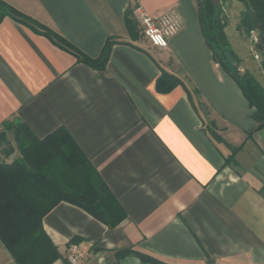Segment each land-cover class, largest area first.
Returning <instances> with one entry per match:
<instances>
[{"label": "crops", "instance_id": "obj_1", "mask_svg": "<svg viewBox=\"0 0 264 264\" xmlns=\"http://www.w3.org/2000/svg\"><path fill=\"white\" fill-rule=\"evenodd\" d=\"M4 1L91 57L118 39L97 69L11 16L0 21L5 141L15 144L6 120L39 137L66 127L127 211L109 228L59 203L44 219L62 254L52 264H69L74 236L87 249L81 264H152L120 255L130 247L170 264H264V129L251 133L254 109L213 60L196 0ZM137 5L179 12L184 25L168 48L130 35L125 13ZM164 71L182 83L161 85ZM0 264H17L1 239Z\"/></svg>", "mask_w": 264, "mask_h": 264}, {"label": "trees", "instance_id": "obj_2", "mask_svg": "<svg viewBox=\"0 0 264 264\" xmlns=\"http://www.w3.org/2000/svg\"><path fill=\"white\" fill-rule=\"evenodd\" d=\"M239 1L244 8L238 28L244 34L257 32L254 47L262 56L260 65L264 70V0ZM196 2L201 31L213 60L237 82L249 106L254 109L251 117L256 126L251 133L263 130L264 84L243 67L242 59L235 52L226 32L228 19L222 3L215 0ZM5 16L35 29L57 46L76 55L79 61L97 69L106 67L112 47L118 41L109 37L100 55L91 57L59 33L0 0V21ZM125 23L133 38L143 33L134 15V7L126 11ZM166 82L169 83L167 88L182 83L177 76L164 71L160 83ZM3 126L14 130L15 145L11 144L9 151L3 149L0 153V239L17 264H52L62 256L44 225L46 215L61 202L78 206L109 228L127 217L124 206L66 127H58L39 137L26 123L17 119L6 120ZM5 138L6 132H0V142ZM16 149L20 156L8 160L7 157ZM232 149L235 151V147ZM233 158L234 152L229 159ZM81 241V237L74 236L68 241V248ZM119 253L122 256L135 254L143 261L155 264H169L131 247ZM65 259L68 261L67 256Z\"/></svg>", "mask_w": 264, "mask_h": 264}, {"label": "built area", "instance_id": "obj_3", "mask_svg": "<svg viewBox=\"0 0 264 264\" xmlns=\"http://www.w3.org/2000/svg\"><path fill=\"white\" fill-rule=\"evenodd\" d=\"M134 15L147 39L161 49L169 47V39L177 34L184 25L183 19L176 9L153 14L137 5L134 7ZM86 258L87 249L84 245L73 244L69 247L67 259L70 264H81Z\"/></svg>", "mask_w": 264, "mask_h": 264}, {"label": "rangeland", "instance_id": "obj_4", "mask_svg": "<svg viewBox=\"0 0 264 264\" xmlns=\"http://www.w3.org/2000/svg\"><path fill=\"white\" fill-rule=\"evenodd\" d=\"M222 3L224 13L227 16L228 24L226 30L233 35L230 38V42L233 48L244 58L245 64H248L249 70L264 84V70L261 68L260 62L262 59L261 54L256 51L254 47L257 32L253 31L250 34H244L241 30H238V23L240 21V13L244 8L243 3L239 0H218ZM244 35V36H242ZM229 37V36H228ZM243 39L244 41H240ZM15 145V144H12ZM11 148V143L5 140L0 142V153L3 149L9 151ZM11 155V154H10ZM10 155L7 157L11 160ZM5 157V156H4ZM136 256L135 254H131ZM126 256V255H123ZM155 264L150 261H145ZM170 264V263H169ZM172 264V263H171Z\"/></svg>", "mask_w": 264, "mask_h": 264}, {"label": "water", "instance_id": "obj_5", "mask_svg": "<svg viewBox=\"0 0 264 264\" xmlns=\"http://www.w3.org/2000/svg\"><path fill=\"white\" fill-rule=\"evenodd\" d=\"M216 2H218V0H215Z\"/></svg>", "mask_w": 264, "mask_h": 264}]
</instances>
